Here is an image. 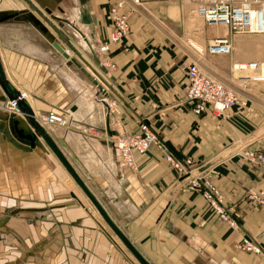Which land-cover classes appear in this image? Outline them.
<instances>
[{
  "label": "crops",
  "instance_id": "1",
  "mask_svg": "<svg viewBox=\"0 0 264 264\" xmlns=\"http://www.w3.org/2000/svg\"><path fill=\"white\" fill-rule=\"evenodd\" d=\"M112 2L0 0V65L6 80L35 115L69 118L70 129L49 125L46 133L149 264H264V206L244 199L247 189L264 190V176L234 152L239 144L264 150L263 112L235 106L222 116L194 114L183 94L194 53L155 33L134 12L128 16L130 34L108 54H98L110 32ZM161 3L141 0L156 8ZM23 11L36 26L21 20ZM105 60L113 69L102 67ZM5 102L0 89V264H139L43 141L37 138L40 145L32 149L11 136ZM139 121L153 127L161 145L135 155V169H129L119 164L112 141L135 130ZM78 127L93 129L95 136ZM166 152L190 158L193 168L185 174L171 170ZM199 175L219 190L236 227L219 221L203 195L188 187ZM20 210L31 215L27 221L18 217ZM9 211L18 214L5 217ZM38 212L51 220L38 221L34 229L29 223ZM39 229L44 249L27 256L41 243ZM244 237L259 244L262 256L236 248ZM20 243L27 244L28 253Z\"/></svg>",
  "mask_w": 264,
  "mask_h": 264
},
{
  "label": "built area",
  "instance_id": "2",
  "mask_svg": "<svg viewBox=\"0 0 264 264\" xmlns=\"http://www.w3.org/2000/svg\"><path fill=\"white\" fill-rule=\"evenodd\" d=\"M190 7L191 12L202 19L207 27H223L226 33L214 38L206 48L197 50L187 41V46L195 53L197 58L185 68L186 84L183 90L184 99L192 104V111L196 115L210 111L216 116H222L233 107L245 109L248 100L240 97L238 92L224 83L222 80L207 74L200 66L199 59L204 55H229L231 48L230 36L235 34H264V0H172ZM141 6V0H113L109 6L108 18L110 32L106 41L97 47V53L106 55L112 45H118L128 34L130 25L128 16ZM69 52V50L66 49ZM103 68L113 69L114 65L105 60L101 63ZM230 69L235 73L253 72L260 79H264V63L256 61L232 62ZM244 87V85H243ZM10 103V102H9ZM14 109V103H10ZM109 112H113L115 103L107 104ZM14 112V111H13ZM37 123L44 127L58 125L67 127L66 117L47 112L34 115ZM264 137V136H263ZM113 145L116 147V156L122 166L135 169V155H145L152 146L160 147L158 134L146 121H139L135 130L129 133H118ZM240 158L253 166H256L264 176V150H251L246 144L239 146L237 152ZM164 160L167 166L176 172L188 173L193 168L190 158L179 160L171 153L166 152ZM201 175H204L201 174ZM198 176L191 180L188 187L199 191L208 205L213 209L217 219L236 227L234 214L222 203V195L219 190L207 179ZM244 199L248 203L264 206V190L247 189ZM236 248L245 253L262 255V248L250 238L244 237Z\"/></svg>",
  "mask_w": 264,
  "mask_h": 264
},
{
  "label": "rangeland",
  "instance_id": "3",
  "mask_svg": "<svg viewBox=\"0 0 264 264\" xmlns=\"http://www.w3.org/2000/svg\"><path fill=\"white\" fill-rule=\"evenodd\" d=\"M161 2L159 8L141 4L134 13L137 14L139 18H144L146 24L151 27L155 33L165 34L169 41L175 43L174 45L180 46L181 48L186 47L188 49L186 45L187 41H191L202 48H206L214 38L220 37L226 33L223 27L205 26L202 19L193 14L190 7L185 4L172 0H161ZM236 40L239 41L237 45L233 43ZM230 41L232 50L229 55H204V57L198 58V62L206 71H209L228 86L235 89L240 97L241 94L248 97V108L253 106L263 112L260 133L264 136V79H260L257 74L253 72L239 74L232 72L230 69V64L235 61H256L264 63V34H235L230 36ZM190 52H192V54L194 53L191 50ZM193 56L197 58L195 53ZM6 102L8 101L6 100ZM4 107L5 104L2 108L4 109ZM5 111L7 112V110ZM9 111L12 112L14 109ZM66 120L69 123L65 128L70 129L71 124L69 118L66 117ZM75 129L80 133L95 136V131L93 129L79 127ZM115 140L114 138L112 143H114ZM241 145L242 144H239L234 149V152L237 151ZM119 164L121 163L119 162ZM16 214L18 213L12 214L9 211L6 212L5 217L15 216ZM19 214L18 217L21 219L25 218L26 221L28 220L27 218L31 216L28 215L25 210H20ZM33 218L35 221L31 219L29 224H31L34 229L37 228L38 221L51 220L50 215L44 216L43 213L39 214V212L33 215ZM40 232L42 239L38 241L37 244L39 242L41 243L38 244L37 247L30 248L28 250L29 253L24 250L27 244L23 245L20 243L22 253H28L27 256L30 257H37V254H41L44 249L45 235L43 230L39 229V233Z\"/></svg>",
  "mask_w": 264,
  "mask_h": 264
},
{
  "label": "water",
  "instance_id": "4",
  "mask_svg": "<svg viewBox=\"0 0 264 264\" xmlns=\"http://www.w3.org/2000/svg\"><path fill=\"white\" fill-rule=\"evenodd\" d=\"M20 15H22L21 20L27 19L29 23L36 26V22L32 20V16L23 11ZM54 30V29H53ZM56 31V30H54ZM54 47L59 52H64L61 48H59L55 43H53ZM0 89L4 93L6 99L10 103H14V112L22 115L23 120H19L16 118L14 113L8 114L4 110V115L8 117V129L11 133V136L18 142L24 144L29 148H35L39 146V141L37 138H41L42 141L46 144V146L50 149V151L54 154V156L58 159L60 164L63 166L65 171L69 174L75 184L80 188L92 206L95 208L99 216L103 219L104 223L108 226V228L113 232V234L119 239V241L123 244V246L128 250V252L134 257V259L139 264H149L141 254L135 249L134 246L128 241V239L124 236V234L119 230V228L112 222V220L108 217L105 210L98 203V201L94 198L91 192L87 189L83 181L78 177L74 169L70 166L67 160L64 158L52 138L46 133V131L38 125L34 118V112L30 108L29 104L23 97V94L16 91L13 86L6 80L4 73L2 71L0 65ZM12 140V139H11Z\"/></svg>",
  "mask_w": 264,
  "mask_h": 264
},
{
  "label": "bare ground",
  "instance_id": "5",
  "mask_svg": "<svg viewBox=\"0 0 264 264\" xmlns=\"http://www.w3.org/2000/svg\"><path fill=\"white\" fill-rule=\"evenodd\" d=\"M192 46L197 49V50H203V48L199 45H197L196 43H192ZM65 53V52H64ZM66 54V53H65ZM68 57V55H66ZM69 58V57H68ZM7 100V99H6ZM8 101V100H7ZM31 108V107H30ZM5 110L9 111V110H13V106L10 105L9 102H5V107H4ZM35 113V112H34ZM35 115V114H34ZM36 116V115H35ZM36 121V119H35ZM37 122V121H36ZM38 125L40 127H42L44 130H45V127L40 123L38 122ZM41 139V138H40ZM42 140V139H41ZM44 143V142H43ZM45 144V143H44ZM46 145V144H45ZM47 147V146H46ZM49 149V148H48ZM50 150V149H49ZM115 150H116V147H115ZM53 154V153H52ZM54 155V154H53ZM56 158V157H55ZM57 159V158H56ZM58 160V159H57ZM59 162V161H58ZM60 163V162H59ZM62 166V165H61ZM63 167V166H62ZM65 170V169H64ZM67 173V172H66ZM68 174V173H67ZM69 175V174H68ZM71 178V177H70ZM72 179V178H71ZM74 182V181H73ZM75 183V182H74ZM77 186V185H76ZM78 187V186H77ZM79 188V187H78ZM80 189V188H79ZM82 192V191H81ZM83 193V192H82ZM85 196V195H84ZM86 197V196H85ZM95 209V208H94ZM106 212V211H105ZM99 215V214H98ZM108 215V214H107ZM109 217V216H108ZM110 218V217H109ZM113 222V221H112Z\"/></svg>",
  "mask_w": 264,
  "mask_h": 264
}]
</instances>
